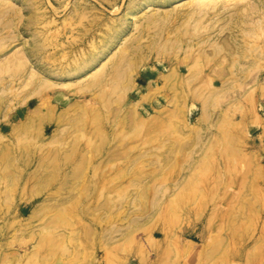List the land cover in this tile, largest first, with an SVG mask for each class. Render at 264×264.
I'll list each match as a JSON object with an SVG mask.
<instances>
[{"label": "rangeland", "instance_id": "obj_1", "mask_svg": "<svg viewBox=\"0 0 264 264\" xmlns=\"http://www.w3.org/2000/svg\"><path fill=\"white\" fill-rule=\"evenodd\" d=\"M144 1L0 0V264H264V0Z\"/></svg>", "mask_w": 264, "mask_h": 264}, {"label": "bare ground", "instance_id": "obj_2", "mask_svg": "<svg viewBox=\"0 0 264 264\" xmlns=\"http://www.w3.org/2000/svg\"><path fill=\"white\" fill-rule=\"evenodd\" d=\"M214 0H188L187 2H189V3H199V4H207V3H212ZM228 1V0H227ZM229 1H231V0H229ZM148 2H150L149 0H145L142 4H145L146 5V3H148ZM20 58L21 59H24V56H20ZM23 62L24 61H22V63L21 64H23ZM89 59H87V60H84L82 63H79L77 66H76V68H80L79 70H81V68H84V67H86L89 63ZM88 63V64H87ZM82 64H85V65H82ZM75 75H73V76H78V74L79 73H74Z\"/></svg>", "mask_w": 264, "mask_h": 264}]
</instances>
